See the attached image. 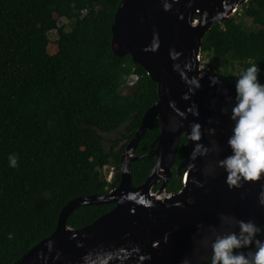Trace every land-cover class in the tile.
Here are the masks:
<instances>
[{"label": "trees", "instance_id": "obj_1", "mask_svg": "<svg viewBox=\"0 0 264 264\" xmlns=\"http://www.w3.org/2000/svg\"><path fill=\"white\" fill-rule=\"evenodd\" d=\"M121 1L0 0V264H13L50 237L68 202L104 196L118 186L125 147L158 100L157 83L130 56L118 57L111 48ZM241 7L240 14L205 34L201 54L216 63L212 73L220 82L235 84L244 69L257 64L264 84V0ZM242 17L257 29H247ZM133 70L140 79L125 88ZM99 131L116 137L105 144ZM159 137L156 119L135 149L139 158L129 165L133 186L145 183L154 168L156 158L149 152ZM10 155L18 156V167H9ZM189 160L181 136L166 194L183 188ZM111 163L108 183L103 171ZM114 206H80L66 226L91 225Z\"/></svg>", "mask_w": 264, "mask_h": 264}, {"label": "water", "instance_id": "obj_2", "mask_svg": "<svg viewBox=\"0 0 264 264\" xmlns=\"http://www.w3.org/2000/svg\"><path fill=\"white\" fill-rule=\"evenodd\" d=\"M164 2L122 0L111 26L114 54L130 56L157 83L158 94L121 156L118 186L104 196L68 202L53 234L13 264H84L83 257L89 253L103 254L110 258L109 264H182L185 258L201 264L210 260V240L215 236L207 230L209 225L220 227V213L264 224V206L258 200L264 181L229 190L222 170L205 174L206 168H214L216 159L230 154L227 139L233 127L229 116L235 103V84L210 86L209 75L199 71L201 46L212 26L230 19L248 0H167L171 4L168 11ZM173 51L181 54L176 60ZM186 93L190 99L183 98ZM193 104L198 106V117L192 115ZM156 119L160 137L157 147L149 152L155 155V166L146 182L135 187L129 165L139 158L134 157L135 149ZM192 123L203 126L201 143L210 149L218 145L220 151L198 158L192 170L190 159L183 188L166 194L181 136L187 140L191 156L194 144L187 133ZM211 128L214 136L207 133ZM159 182L160 188L153 193ZM106 203L115 206L93 224L81 229L66 226L68 216L78 207ZM198 225L203 227L198 229ZM232 230L238 231L231 224L219 229L221 233ZM205 236L209 237L207 246Z\"/></svg>", "mask_w": 264, "mask_h": 264}, {"label": "clouds", "instance_id": "obj_3", "mask_svg": "<svg viewBox=\"0 0 264 264\" xmlns=\"http://www.w3.org/2000/svg\"><path fill=\"white\" fill-rule=\"evenodd\" d=\"M164 10L168 11L171 4L165 0ZM174 60L178 59L180 53H171ZM177 65L174 64V70ZM260 69L257 64L244 69L235 83V103L231 108L229 119L233 123L231 134L227 139V147L230 154L215 160L214 168L205 169L206 175L213 174L216 170H222L225 174V183L229 190L240 189L247 182L264 181V84L258 79ZM210 86H217L221 82L219 78L210 76ZM195 87H199L197 82ZM184 99H190L186 93ZM174 103L173 102H170ZM227 112L226 109L222 110ZM192 115L199 116L198 106L193 104ZM186 118V117H185ZM202 125L192 123L188 139L194 144L190 159L193 162L189 169L195 168V161L198 158L206 159L212 152L217 155L220 151L217 145L210 149L201 143L204 133ZM209 135H215V129L207 130ZM9 167H18V156L8 157ZM198 186L203 187L202 184ZM259 194L258 200L264 206V184ZM191 202V201H190ZM220 227L209 225L208 233H213L215 238L210 240L211 257L210 264H264V240L259 237L264 236V225H257L252 220L238 219L225 213L219 214ZM231 224L233 229L220 232L219 229ZM198 225V229L202 228ZM203 243H209V237L205 236ZM244 249H248L244 252ZM110 258H104L103 254L89 253L83 257L84 264H109ZM182 264H192V261L185 258ZM209 264V261L206 262Z\"/></svg>", "mask_w": 264, "mask_h": 264}, {"label": "rangeland", "instance_id": "obj_4", "mask_svg": "<svg viewBox=\"0 0 264 264\" xmlns=\"http://www.w3.org/2000/svg\"><path fill=\"white\" fill-rule=\"evenodd\" d=\"M241 6H239V8L237 10V13L238 14H240L241 11H242V7ZM242 21H243V23H244V25H245V27L247 29H249V30H256L257 29V26L254 25V24H252L251 21L248 18L242 17ZM59 24H66L67 25L68 24V21L61 20L59 22ZM49 36H50L51 39H56L57 38L56 31H51L49 33ZM202 60H203V62L200 65H203V67L205 68L204 69L205 73H208L209 71L212 73V72H214V71L217 70V65H216L215 62L209 63L205 58L202 59ZM235 73H237V72H235ZM130 92H131V90H125L123 92V94H128ZM99 133L105 138V140H106L105 141V144H108V142H107L108 139H114L116 137V134L115 133L109 134V133H103L101 131H99ZM111 171L114 172V166H113L112 163L105 168V170L103 171V173H104V175H106V174L108 175ZM182 180H184V176L182 177ZM152 192L155 193L153 190H152ZM163 196H165V194Z\"/></svg>", "mask_w": 264, "mask_h": 264}, {"label": "built area", "instance_id": "obj_5", "mask_svg": "<svg viewBox=\"0 0 264 264\" xmlns=\"http://www.w3.org/2000/svg\"><path fill=\"white\" fill-rule=\"evenodd\" d=\"M65 21H67V20H65ZM202 59H204V56L200 53V55H199V71H200V73L202 75H209V77L210 76H215L210 71L208 73H205V71H204L205 68L203 67V65H200L203 62ZM215 77H217V76H215ZM139 79H140V75L133 70L128 75V77L126 78L125 88H133V87H135L137 85ZM106 181L108 183H111L113 181V171H111L108 175L106 174Z\"/></svg>", "mask_w": 264, "mask_h": 264}]
</instances>
